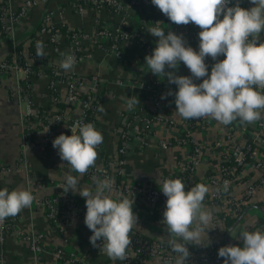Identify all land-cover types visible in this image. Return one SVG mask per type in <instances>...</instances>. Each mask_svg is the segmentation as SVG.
<instances>
[{
	"label": "crops",
	"instance_id": "0c3cea01",
	"mask_svg": "<svg viewBox=\"0 0 264 264\" xmlns=\"http://www.w3.org/2000/svg\"><path fill=\"white\" fill-rule=\"evenodd\" d=\"M23 1L0 0V4L16 9L22 5ZM144 1L146 0H134V2L133 0H119L122 3V7L115 11V9L111 10L110 7L93 9L87 3L82 4L78 8V0H37L36 4L30 7L24 17L14 21L10 29L4 35H0V63L8 61L17 64V59L19 60L21 55L28 64L37 67V70H39V72H34V70L25 72L22 67H17L0 71L1 189L7 188L9 191L33 190L38 197H48L51 194H59L62 191L61 187L64 185L67 175L75 176L79 180V189H95L94 180L84 175L81 176L70 169L69 166H65L58 152H53L50 148L38 149L33 145L37 141L31 133L30 120L36 119L38 114L44 116L45 112L58 116V102L64 103L62 97L66 94L65 83L61 80L55 81L53 87L55 94H51L48 87L50 80L49 71H64L60 67V62L64 58L63 54L68 52L66 45L68 42H66V37L60 31V27H65L66 30L80 29L85 32H91L96 28L94 17H97L101 21L100 23L105 25L121 24L127 29L135 28L133 30L138 31L139 39L146 45L155 48V38L148 33V30L154 26H159L166 32L167 27L172 22L156 6L147 7ZM232 1L233 4L238 2L240 7L246 6L248 3V0ZM42 26L48 28L49 34H46L47 32L40 33L39 30ZM50 29L55 30L52 31ZM190 31V28L182 27L178 34H183L187 46H191L198 51L199 44L196 41L199 37H196V41H190ZM200 31L201 29L198 26L196 28L197 35ZM53 33L57 34L55 41L50 40V35ZM33 37L38 38L37 42H43L44 51L46 52L45 57L30 56L29 42L33 40ZM39 39L41 41H38ZM258 42H264V33L260 35ZM81 45L88 51L85 54L86 56L75 64L76 67L73 70L67 72H75L79 77L84 75L91 77L94 75L97 79H100L96 83L97 94L95 96L98 95V97L96 98L92 116L95 120V129L103 135V142L97 150L98 156L95 165H102L101 167H103L107 163L108 171L111 151L117 144L115 129L121 115L128 108V98L136 96L140 101V105L136 106L142 107L143 112H147L149 115L152 114L151 104L146 99V96L141 91L139 92L137 87H129L130 83L135 80L151 81L156 79L164 81L166 77L159 74L156 76L150 71L145 62L146 55L142 52V47L136 40H124L120 43V51L124 54H122L124 57L119 59L112 55H107L102 48H90L91 50H88L89 43L87 41H82ZM166 71L168 70L166 69ZM174 72L183 76L191 75L190 70L183 62H179ZM132 75L133 78H131ZM117 78L118 81L121 78L122 82L118 83L115 80ZM109 79H113L117 83L111 82ZM124 82L129 86L124 85ZM195 83L198 84V82ZM82 86H85L82 88L88 87L87 84ZM17 88H20V90L18 91ZM101 107L103 111H100ZM66 110L67 108L65 107V113L68 112ZM168 110V107H162L159 111ZM29 111L30 113L28 114ZM26 115H29L27 137L33 136V140L28 143H24L22 140V119ZM159 115V118H164L166 123L170 122L175 127L174 119L167 117L168 115ZM255 122L241 123L239 120L234 121L230 124V126H233V136L235 135L240 139V142L244 143L246 136L250 138V134L255 133V128L253 127ZM223 126L224 124L210 118L208 123H198L191 129V132H188V136L193 142L202 145V153L205 156L196 170L192 172L190 178L193 176L194 180L198 181L197 184L200 182V184H204L209 188V193L206 194L203 205L206 209L212 210V212L228 211L229 205L233 203H229V198L237 203L242 197H245V201L243 200L245 204L244 202L242 203L245 206L243 217L227 234L231 238L227 239L231 240L228 241L229 246H238V243L242 240L237 238L243 231L264 230V182L258 183L261 170L249 163L248 167L242 170L239 176L240 179L234 178L228 192V199H224L220 202L221 204L210 207L212 206L210 197L214 189L210 179L220 164L221 153L214 149V144L225 138L224 134L219 130ZM175 130L176 132L171 136L177 135L178 127H175ZM241 131L246 136H242ZM162 136H159V138L161 139ZM174 143L181 147H168L158 156L154 154L155 149L153 152L152 150H146L141 153L132 152L126 158L125 173L120 174L117 172V174H120L124 180L132 178L147 186L158 187L161 184V176L171 172L176 167V157L179 155L180 157L183 156L181 149H184V155L190 153L188 146L185 147L178 142ZM24 145L29 147V153L26 152ZM256 152V158L261 159L264 164V150L257 149ZM178 153L179 155H177ZM183 160L187 162L185 157ZM191 181L192 179H189V182ZM119 184H114L113 192L118 189L121 190V187H118ZM188 185L190 187H186L185 191L194 187L189 183ZM250 187L252 191L247 196V190ZM69 193L81 197L79 194L72 193L71 190ZM106 195H111L113 199L121 197L118 193H107ZM128 198L130 199L131 197ZM133 212L138 217V226L133 227L132 233L137 232L141 235H146L154 241L168 242L170 239H178L174 234H170L167 231V225L161 226L159 224L158 217H160V212L155 208L153 210L150 209L149 204L145 201L134 199ZM10 218H12V224L9 228L12 231H9L4 241L0 243V252L4 257L3 264H122V261H113L107 255L99 256L92 249L91 245L86 241L85 230L80 219L68 218L63 223L56 221L51 224L46 219L45 209L40 203L36 202L32 203L30 207L23 209L15 217ZM60 223H62L61 226ZM207 227L209 228L206 230L207 235L202 233V244L206 242L211 232V222ZM22 230L31 234L42 233V246L45 252L39 257L30 253L27 241L23 238H18L17 232ZM224 237H222V241L217 240V249L228 246ZM187 246L201 247L202 245L188 244ZM57 248L63 251L61 259L50 254L51 251ZM133 264L166 263L159 258L152 259L148 257L137 260ZM169 264H175V261ZM196 264L202 263L198 261ZM219 264H223V258L221 257Z\"/></svg>",
	"mask_w": 264,
	"mask_h": 264
},
{
	"label": "clouds",
	"instance_id": "9594fccd",
	"mask_svg": "<svg viewBox=\"0 0 264 264\" xmlns=\"http://www.w3.org/2000/svg\"><path fill=\"white\" fill-rule=\"evenodd\" d=\"M162 14L176 25L193 23L201 29L198 33L199 49L187 46L183 34H176L159 26L148 33L156 38V47L145 62L154 75H163L170 84L176 85L175 111L184 119L210 117L229 125L239 120L251 123L264 119V42H258L264 33V0H250L252 7L245 9L231 0H151ZM222 16V19L219 17ZM223 55V60H217ZM36 56H46L43 42H37ZM60 67L64 71L74 69L73 54H63ZM216 61L209 73L205 59ZM179 62L190 70V76L175 75ZM166 68L173 71H166ZM195 83L194 80H201ZM171 90L167 95H172ZM165 96L162 94L161 99ZM140 105L136 96L127 100V107ZM103 111V108H100ZM79 134L58 135L52 141L60 159L71 165L81 176L95 166L96 148L103 142V135L93 124L79 125ZM25 150L29 153L27 145ZM95 189H79V180L67 175L61 187L64 193L71 190L85 200L84 223L91 231L89 241L97 247L103 243V251L113 261L127 259L126 250L132 244L130 233L138 226V217L133 212L134 199L121 196L113 199L112 178H94ZM228 182L224 183L227 191ZM165 197L163 222L167 231L178 239L168 241L177 254L175 264H187L191 255L188 244L202 245V233L213 219L212 210L203 205L209 188L197 184L185 191L180 179L162 181L160 188ZM33 194L26 190L0 189V224L6 218L15 217L32 205ZM237 239L242 246L230 245L218 249L223 264H264V230L243 231Z\"/></svg>",
	"mask_w": 264,
	"mask_h": 264
},
{
	"label": "built area",
	"instance_id": "2783aa9c",
	"mask_svg": "<svg viewBox=\"0 0 264 264\" xmlns=\"http://www.w3.org/2000/svg\"><path fill=\"white\" fill-rule=\"evenodd\" d=\"M82 0H78L77 2V7L80 8L82 4H88L89 2L95 3L98 6H107L110 8H115L113 6L114 3L117 0H84L83 3H81ZM135 1H140V0H135ZM134 2V0H133ZM248 3L251 5V7L253 6L250 3V0H248ZM144 4H146L147 7L152 6L153 4L151 3V0H146L144 1ZM233 5V1L231 0V3L229 4V6ZM30 6V1L29 0H25L22 5L16 9H12L9 7H4L1 11L2 16L0 17V22L4 23L6 30L10 29L11 24L18 20L19 18H22L26 15L27 10ZM117 9H120L119 7H116ZM165 16V15H164ZM166 17V16H165ZM167 18V17H166ZM220 19H222V16L219 17ZM189 26L192 27L191 31H190V41H196L197 40V33H196V28L198 27L197 25L193 24V23H189L188 25H178V26H173L170 27L169 29L172 30H178L180 31V28H189ZM40 33H44L49 32L48 28H46L45 26H42L40 28ZM178 34V33H177ZM57 36L56 33H53L50 35V40L54 41L55 37ZM106 36V38H105ZM104 38V39H103ZM136 38L139 39V33L137 30H127L124 29L122 27H118L115 30H108L107 28H105L103 25H99L96 26V28H94V30H92L91 32H84V33H80L77 32L74 34V37L71 40H69L68 42V47H69V54H73L75 56L76 59V63L78 61H80L82 59V55L78 52V46H80V43L82 41H87V42H94V40H97L100 42V45L97 42H94L96 45H98V47H101L102 49L109 51H112L114 53H116L118 55V57L123 58V55L120 52V43L124 40H135ZM104 40H109L108 42H112V47H108L106 45H104ZM38 41H41L40 39ZM106 42V41H105ZM75 45V46H74ZM74 47V48H73ZM153 47L150 45H145V47H142V52L146 55H151L152 51H153ZM104 50V51H105ZM224 56L221 55L217 58V60H223ZM216 61H213L210 57H207L205 59V63L208 66V71L210 73L211 71V66L215 63ZM17 67H22L19 66L17 64H15L14 62H1L0 63V71L8 69V68H17ZM23 68V67H22ZM25 70V72H30V69H28L27 67L23 68ZM57 74V75H56ZM54 78L49 80V84L48 87H54V83L56 80H61L64 83H69V91L76 86L81 87L84 84H87L89 87L93 86L92 84H94V80L93 81H84L82 77L77 76L75 73H68V75L66 74H60L58 72H54ZM82 78V79H81ZM201 80H196L198 83L202 82ZM136 81V80H135ZM134 81V82H135ZM73 82V83H72ZM141 84L142 89L145 92H148V98L151 102V105H153L152 108V114L148 115L146 112H142L140 113V116H142L143 119H149L151 120L152 118H158L156 116H160L158 111L162 108V107H168L170 108V106L172 105V102L175 100V96L172 95H167L165 96V94L168 93L169 90H173L172 88H174V85H171L170 83L166 82L165 83V87L164 89L161 88L160 83L163 81H159L156 79H153L151 81H144V80H140L139 81ZM17 90L19 91L20 88H17ZM257 91H260L262 93H264V89H260L257 88ZM162 94L165 96L164 99H161ZM95 97V96H94ZM94 97H90L89 93H85L84 95H82L79 98V105H80V113L79 115L73 119L75 126L74 128L76 129L75 133H69L67 135H71V134H79V125H83V124H88L89 122L85 120V117L87 116V110L94 108V104H92V100ZM175 105V103H174ZM129 113L131 114V111H129ZM155 113V114H154ZM29 114V113H28ZM262 114H264V112H262ZM43 115H38L37 118L41 117ZM154 118V119H155ZM29 115H26L23 119H22V140L24 143H28L27 140V133L29 131ZM57 119H59V117L57 116ZM153 119V120H154ZM193 120V122L195 123V125H197L198 123L203 124V123H208L210 118H199V119H184L182 117L179 118L178 121V125L180 124L182 126V129L186 132V134L188 135V132H190V130L192 128L189 127V121ZM94 125V123H91ZM176 125V124H175ZM178 125L176 127H178ZM233 126L229 125H224L223 127H221L219 130L224 134V139L217 141L214 144V149H216V151L221 152L220 155L222 154V158H220L219 163L225 160H231L233 161L234 165L232 166H228V165H224L223 162L220 163L217 168L215 169L214 174L211 176V183L214 187L212 193H211V197H210V204L212 206L221 204L220 202H222L224 199H228V192L230 190V187L232 185V182L234 180V178H238L242 172L243 169H245L246 167H248L249 162L245 161V151H250V145L249 143L246 145L245 142L242 143L240 142V139H238V137H236L235 135L233 136ZM253 127L255 128V133L250 134V140L252 142H254L257 145H261L262 147H264V119H260L257 120ZM129 126L126 125L124 127V129L121 131L122 136L129 138V135L127 133ZM182 130H180L178 128V133L176 135L177 141L178 143H180L181 145H184L185 147L188 148V150L190 149L191 152L189 153V155H191V159L190 161H188L187 163H183V165L180 166V168L174 173V175H167L163 178L162 181L167 180V179H180L181 181H183L184 183V179L190 178L191 174H192V167L193 166H198L199 163L204 159L205 156H203L202 153V145L200 143H196L193 142L191 139L190 141H192L194 143L193 147L190 148L189 147V143L188 140L186 138H183L181 136V132ZM122 149V147H121ZM253 150L250 151V153L248 154L249 157L254 159V163L253 164L256 168L261 170V176L259 179L258 183H262L264 182V164L262 163V160L259 158H256V147L252 148ZM122 151H120L121 153ZM224 154V155H223ZM238 165L241 169L236 172L235 171V166ZM96 170L99 169H92V170H88L87 173H90L92 176H94L95 178H102L106 175L105 174H100L97 173ZM103 171H105V169H101ZM225 181L228 182V187H227V191H224V183ZM122 189V188H121ZM123 189H126V191L129 189L132 192H134L136 195H142L143 197H147L149 198V201H152L157 199L159 200L162 204H165V201L167 199V197L164 196L163 193H156L150 190L141 192L139 191V188L137 186H131L128 187L127 185L123 187ZM252 191L251 187L247 190V196L250 194V192ZM245 197H242L237 203H231L233 200H231L229 198V203H231L228 207V211H224L228 214L231 215H235L237 208L236 206H238V204H242L245 200ZM244 200V201H243ZM39 201H41L45 207V211L49 212V215L55 213L53 206H55L58 203V198L55 197H48L46 198L45 202L42 201V199H40ZM74 202H77L76 200H68L67 201V205L68 207L65 208V210H63V214L64 216H69V215H74L75 213H80L83 217H85V213H86V206L81 204L80 202H77V204L74 205ZM234 202V201H233ZM245 204V202H244ZM245 207V206H244ZM244 207L241 211L244 212ZM240 213V214H241ZM213 214V219L211 221V232L206 240L207 245L202 247V251L200 252H196V251H190L191 253L187 264H196V262L200 261L202 264H219L220 263V257H218L217 254L214 255V252L216 251V246L217 245V240L220 238V236L218 237V235L220 233L225 234L226 233V228L223 221L224 218L219 216L218 213L216 212H212ZM239 214V215H240ZM238 215V216H239ZM238 218V217H237ZM9 219H5V223L10 220ZM84 221V219H83ZM4 222L2 224H0V232L3 229L2 226L4 224ZM85 224V223H84ZM85 227L87 228V226L85 225ZM2 228V229H1ZM88 229V228H87ZM88 233H89V237L92 235V233L90 232V230L88 229ZM224 237V236H223ZM131 240H132V244L128 247V249L126 250L127 253V259L123 261V264H127L128 261L132 258H136V259H141V258H150L152 255H156L162 262L169 264L170 262H174L177 254L174 253L172 251L171 248H166L165 246L161 245L159 241H153L151 243H147L146 241H144L142 239V237L137 234L135 235L134 233H132L131 236ZM103 243L101 241H97V247H94L96 250H98V252H101L103 250ZM32 246L34 244H31ZM238 246H242V241H240V243H238ZM188 247V246H187ZM200 247V248H201ZM218 247V245H217ZM57 257V255H56ZM211 259V260H210ZM209 260V262H208ZM207 262V263H206Z\"/></svg>",
	"mask_w": 264,
	"mask_h": 264
},
{
	"label": "rangeland",
	"instance_id": "374dc122",
	"mask_svg": "<svg viewBox=\"0 0 264 264\" xmlns=\"http://www.w3.org/2000/svg\"><path fill=\"white\" fill-rule=\"evenodd\" d=\"M25 1V0H24ZM23 1V2H24ZM30 1V6L27 10V13L30 9V7H32L33 5L36 4V1L37 0H29ZM115 8H110L111 10L112 9H115L116 11V7H122V3L119 2V0H117L115 3H114ZM104 7V6H101V8ZM100 8V7H99ZM26 13V14H27ZM101 22V21H100ZM100 25H103L105 28H107L108 30L112 31V30H115L116 28L118 27H122L124 29H127L125 27H123L121 24H113L112 26L110 25H105L103 23H100ZM135 28H132V29H127V30H133ZM94 30V29H93ZM46 32V31H45ZM46 34H49L48 32ZM106 38V36H105ZM104 39V38H103ZM56 39H54L55 41ZM106 41V42H105ZM109 40H104V45L108 46V47H112V42H108ZM94 42H99L97 40H94ZM94 42H88L89 43V49L88 50H91L90 48H96L98 47V45H96ZM100 45V42L98 43ZM67 45V49H68V52L67 54H69V47H68V44ZM99 48V47H98ZM78 50L80 52V54L82 55V59H84V57L86 56V52H88L83 45H81L80 43V46H78ZM103 51L105 49H102ZM105 52L107 53V55H112L114 56L115 58L119 59L120 57H118V55L112 51H107L105 50ZM121 52V51H120ZM123 54V53H121ZM124 55V54H123ZM146 55V54H145ZM124 57V56H123ZM81 59V60H82ZM80 60V61H81ZM80 61H78L77 63H79ZM75 63V64H77ZM76 67V65L74 66ZM55 72H58L60 74H66L68 75V73H75V72H64V71H61V70H55ZM57 75V74H56ZM77 75V74H76ZM79 76V75H77ZM83 80L84 81H93L94 84H92L93 86H88L86 88H82V87H85V86H76L73 88V91L72 89L69 91V85H70V82L69 83H65V89H66V94H62L63 97V102H64V105H66V108L68 111L66 113V118H64L61 122L57 119V115L54 116L52 113H46L45 112V115L44 116H41L39 118H36V119H33V120H30L31 122V133L33 134L34 138L36 139L37 143L36 144H33L34 146H36L38 149H44V148H50L51 151L53 152H58L57 149H54L53 146H52V141L54 140V138H56L58 135L60 134H64V135H67L69 133H75L76 129L74 128L75 126V123H74V120L80 113V105H79V98L84 95L85 93H89L90 97H94L97 93V86H96V83L99 82L100 79H97L96 76L92 75L91 77L88 76V75H84L83 77ZM81 78V79H82ZM93 79V80H92ZM114 79V78H113ZM113 79H109L111 82H116L115 80H117V82L121 83L122 79L119 78L120 80L118 81V78L115 79L113 81ZM126 81V80H125ZM140 80H137V81H133L131 82L130 80V86L125 83L124 85H127L129 87H137L139 92L141 91L142 94H144V96H146V99H148V101L150 102L149 98H148V95L149 94L148 92H145L142 87H141V83L139 82ZM145 81V80H144ZM195 81V80H194ZM116 82V83H117ZM197 82V81H195ZM73 83V82H72ZM49 84V83H48ZM136 88V89H137ZM173 90H171V92L174 93L176 92L177 88L174 87L172 88ZM165 96H167V94H165ZM151 104V102H150ZM151 106V109L153 108V105H150ZM27 108V106H26ZM129 111H131V114L129 113ZM143 112V108L142 107H138V106H135L133 109H129V108H126L123 115H121V118L120 120L118 121V125L116 126V129H115V137L117 139V144L115 145V147L112 149L111 151V157L109 158V164H110V167L108 169V171H106V175L100 179H104L105 177H110L112 178V181L113 183L115 184V175L117 172H119L120 174L122 173H125L124 172V166H125V163H126V158L132 153V152H137V153H141V152H144L146 150H152V152L154 151L155 149V156H158L161 152H163L165 149H167L168 147H171V146H178V147H181L180 145H176L174 142L177 141V138L176 136H171L173 135L174 132H176L175 130V127L173 125L170 124V122L166 123L164 121V118H159V116H156L158 118H152L151 120L149 119H143L142 116H140V113ZM30 113V111L28 112ZM159 114L163 115V116H167V117H170L172 119H174L173 122H175L177 124V122L179 121V118L180 116L176 113L175 111V105H174V101L172 102V105L170 106L169 110L168 111H158ZM155 114V113H154ZM154 119V120H153ZM128 125L129 128H128V135H129V138H126V137H123L122 136V130L124 129V127ZM58 132V134H56V132ZM161 131V132H160ZM167 133V134H165ZM192 130H190L191 132ZM160 134V135H159ZM161 139L159 138V136H161ZM120 140L122 141L121 144H123L122 146V149L118 146V142H120ZM100 145L97 146V149L96 151L99 149ZM180 149V148H178ZM182 150V155L181 157H183L181 159L179 153L177 155H179L178 157H176V161H175V168L174 170H172L171 172H167L165 174H163L161 176V180H163V178L167 175H174V173L180 168L181 165H183V163H187L188 161H190L191 159V155H184V149H181ZM120 151H122L120 153ZM122 155L123 158H120V156ZM187 160L184 161L183 159ZM175 160V159H174ZM63 164L65 166H69L70 169H72L71 165L67 162H64L63 161ZM102 166V165H101ZM100 165H95L94 167H91L89 168L90 170L92 169H103ZM197 166H193L191 171L194 172L196 170ZM73 170V169H72ZM74 172H76L75 170H73ZM78 173V172H76ZM79 174V173H78ZM84 176H87L89 178H92L94 180V176H92L90 173H86L84 174ZM189 179H192V181L194 180L193 176L192 178H187V179H184V185H185V188L186 187H190L188 185L189 183ZM200 184V182H199ZM128 186V187H131V186H137L139 188V191L141 192H144V191H147V190H150V191H153V192H156V193H162L161 191V187H162V181H161V184L158 186V187H151V186H147L143 183H140L138 181H135L133 180L132 178H128L126 180V184L125 186ZM1 189V187H0ZM118 189V188H117ZM33 196H34V200H33V203H40L42 205V207L45 209L43 203L41 201H39L40 199L44 198V197H38L35 193V191H30ZM114 193H118L120 194L121 196H126V197H134V199H141L143 201H145L146 203L149 204V208L150 209H156L158 212H160L159 216L158 217V221H159V224L162 226V225H166L164 222H163V211L165 209V204L161 203L159 200L155 199L152 201H149V198L147 197H143L142 195H136L134 192H132L131 190H127L126 189H121V190H116L115 192H112L111 194H114ZM107 194V192H106ZM61 196V194H60ZM70 200H75L73 198H71ZM10 217L6 218L9 219ZM68 218H74L75 220L76 219H80L82 221V226H83V229L85 230V238H86V241L89 245H91L90 241H89V233H88V229L85 227V224H84V217L80 214V213H75L74 215H69ZM12 219V218H11ZM63 223V222H62ZM62 223H60V226L62 225ZM12 224V220L10 221H7L6 223L4 222L3 226H2V230L0 232V243H2L4 241V239L6 238L5 236L8 235V232L9 231H12L9 227L11 226ZM229 228V227H228ZM62 229V228H61ZM228 229H226V232H227ZM231 230H229L230 232ZM228 232V234H229ZM31 233H25L23 230L20 231V232H17V235H18V238H23L25 241H27L28 243V248H29V251L30 253L33 255V256H40L43 252H45L43 246H42V240H43V235L42 233H32L31 235H29ZM132 236V232L130 233V237ZM220 236V238L218 239L219 241H222V237L224 236V234L220 233L218 235V237ZM231 239L228 235H227V239ZM233 240V239H232ZM228 241H231V240H228ZM31 244H34L33 246ZM92 249L96 251V253L99 255V256H102L103 254H105V252L102 250V252H98V250H96L92 245H91ZM50 254L52 256H56L58 258L61 259L62 257V254H63V251L60 250V249H55L54 251H51ZM152 259H155L158 257L154 254L151 256ZM141 259H144V258H141ZM140 260V259H139ZM3 261H4V257L2 255V253L0 252V264H3ZM122 264H123V261H122Z\"/></svg>",
	"mask_w": 264,
	"mask_h": 264
},
{
	"label": "trees",
	"instance_id": "16d2710c",
	"mask_svg": "<svg viewBox=\"0 0 264 264\" xmlns=\"http://www.w3.org/2000/svg\"><path fill=\"white\" fill-rule=\"evenodd\" d=\"M84 2V0H82L81 1V3H83ZM93 9H96V8H98L99 9V7L100 6H98V5H96L95 3H92V2H89L88 3ZM4 7H7V5H5V4H0V17L2 16V13H1V11H2V9L4 8ZM104 7H107V6H104ZM251 7V5L250 4H246V6H243L242 8H245V9H248V8H250ZM101 8V7H100ZM95 19H94V21H95V24H96V26H99L100 25V20H99V18H97V17H94ZM173 26H178V25H176V24H174L173 22L171 23V25L169 26V27H167V29H166V32H165V34H167V32L168 31H172V32H174V33H178L179 31L176 29H174V30H172V29H169L170 27H173ZM40 28V27H39ZM61 29H60V31L64 34V36L66 37L65 38V40H66V42H69V40H71L72 41V39H73V37H74V34L75 33H77V32H80V33H84L85 31H83V30H80V29H68V30H66L65 29V27H60ZM189 28H191L192 29V27L191 26H189ZM50 30H52V31H54L55 29H50ZM8 30H6V28H5V25H4V23H1L0 22V35H4L6 32H7ZM155 38V41L157 42V40H158V38H156V37H154ZM38 38H35V37H33V40L32 41H30L29 43H30V45H29V52H30V56H34V55H36V50H37V40ZM136 41H138L139 42V44L141 45V47H145V43L144 42H142L140 39H138V38H136L135 39ZM196 43L197 44H199V39L196 41ZM75 46V45H74ZM74 48V47H73ZM99 48H101V47H99ZM96 49H98V47H96ZM79 52V51H78ZM80 53V52H79ZM19 60L17 59V64L19 65V66H22L23 68H25V67H27L28 69H30V70H34V72H39V70H37V67H35V66H33V65H31V64H28L25 60H24V58L20 55L19 56ZM168 71H173V69H170V68H166ZM174 74L175 75H178V74H176V72H174ZM131 75V74H130ZM49 78H50V80L51 79H53L54 77V71L53 70H50L49 71ZM131 78H133V75H132V77ZM166 82H168V80H167V78H166V80H164L163 82H161L160 83V85H161V88L162 89H164V87H165V83ZM169 83V82H168ZM171 85H174L175 86V84H171ZM49 91H50V93L51 94H55V92L53 91V87H50L49 88ZM98 97V95L97 96H95L94 98H93V102H92V104H94V108H95V104H96V98ZM58 106H59V110H58V117H59V121L61 122L64 118H65V116H66V113H65V107H66V105H64V103H61V102H58ZM94 108H91V109H89V110H87V116L85 117V120H86V122L88 121L89 123H95V120H94V117L92 116V114H93V112H94ZM147 113V112H146ZM148 114V113H147ZM38 115H41V114H38ZM149 115V114H148ZM190 123H189V127L190 128H193V127H195V123L193 122V120H190L189 121ZM178 124H176V126H177ZM178 128L180 129V130H182V131H180L181 132V136L183 137V138H186L187 140H188V143H189V147L190 148H192L193 147V145H194V143L192 142V141H190V138H189V136L186 134V132L182 129V126L179 124L178 125ZM241 129V128H240ZM56 132V134H58V132L57 131H55ZM241 134H242V136L243 135H245L242 131H241ZM246 136V135H245ZM33 136H28L27 137V142H30V141H32L33 139ZM245 141V144L247 145L248 143H249V145H250V151H252L253 149V147H256V149H258V150H264L263 149V147L261 146V145H257V144H255L254 142H252L251 140H250V138H248L247 136H246V139L244 140ZM121 140H120V142H118V146L121 148L122 146H123V144H121ZM180 144V143H179ZM97 149V148H96ZM250 151H245V158H244V160L245 161H247V162H249V163H254L255 161H254V159L253 158H251V157H249V153H250ZM189 152H191V150L189 149ZM224 155V154H223ZM120 158H123L122 157V155L120 156ZM220 158H222V154L220 155ZM223 162V164L224 165H228V166H232V165H234V163H233V161H231V160H225V161H222L221 160V162L220 163H222ZM103 169H105V171H103V170H96V172L97 173H100V174H105L106 173V171H107V163L102 167ZM241 168L238 166V165H236L235 166V171L236 172H238L239 170H240ZM117 174V173H116ZM237 179H240V177H238ZM236 179V180H237ZM162 181V180H161ZM122 182V183H121ZM120 183V184H119ZM197 183H198V181H196V180H193V181H191V182H189V184H191L192 186H195V185H197ZM115 184L117 185V184H119L118 185V187H121L122 189H123V187L125 186V184H126V180H124V178L120 175V174H117L116 176H115ZM60 194H61V196H60ZM55 197V198H58V203L55 205V206H53V208H54V212L55 213H53V214H51V215H49V212L48 211H45V216H46V219L51 223V224H54L56 221H61V222H64V221H66L67 219H68V216H64V215H62L64 212H63V210H65V208L66 207H68V205L66 204L67 203V201L69 200L70 201V199L71 198H73V199H75L77 202H80L81 204H83V205H85V200H84V198L83 197H78V196H75V195H72V194H70L69 192H67V193H64L63 192V190L61 191V192H59V194L58 193H54V194H51V195H49L48 197ZM48 197H44V198H42V201H44L45 202V200H46V198H48ZM77 202H74V205L75 204H77ZM233 202V201H232ZM235 202H233V204H234ZM210 207H213V206H210ZM243 205L242 204H238V206H236V208H237V211L235 212L236 214L235 215H231V214H228V213H226V212H224V211H219L218 212V215L219 216H221V217H223L224 218V221H223V223H224V225H225V227L226 228H228V227H230L231 225H233L234 223H235V221H236V219H237V217H238V215L241 213V211H242V209H243ZM11 220V219H10ZM10 220H8V221H10ZM91 232V231H90ZM134 234L135 235H137V234H139V233H137V232H134ZM141 237H142V239L144 240V241H146L147 243H151V242H153L154 240L152 239V238H150V237H148V236H146V235H141V234H139ZM160 242V244L161 245H163V246H165L167 249L168 248H171L170 247V245H169V243L167 242V241H159ZM207 245V242H204L203 244H202V247H204V246H206ZM216 246V251L214 252V255L215 254H217L218 253V249H217V245H215ZM202 247L200 248V247H192V246H188V249L190 250V251H196V252H200V251H202ZM218 255V254H217ZM137 260L138 259H136V258H132V259H130L129 261H128V263L127 264H133V263H135V262H137ZM211 260V259H210ZM208 262H209V260H208ZM207 263V262H206Z\"/></svg>",
	"mask_w": 264,
	"mask_h": 264
},
{
	"label": "water",
	"instance_id": "95a60500",
	"mask_svg": "<svg viewBox=\"0 0 264 264\" xmlns=\"http://www.w3.org/2000/svg\"><path fill=\"white\" fill-rule=\"evenodd\" d=\"M243 214H244V212H242L239 216H238V218L236 219V221H235V223L233 224V225H231V227H229V229L227 230V232H226V234H225V242H226V244L229 246V244H228V240H227V234H228V232H229V230H231L239 221H240V219L243 217Z\"/></svg>",
	"mask_w": 264,
	"mask_h": 264
}]
</instances>
